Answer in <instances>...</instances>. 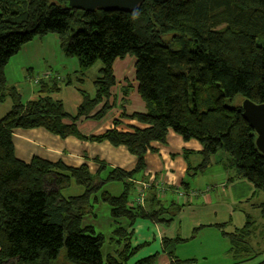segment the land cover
I'll use <instances>...</instances> for the list:
<instances>
[{
	"label": "trees",
	"instance_id": "trees-1",
	"mask_svg": "<svg viewBox=\"0 0 264 264\" xmlns=\"http://www.w3.org/2000/svg\"><path fill=\"white\" fill-rule=\"evenodd\" d=\"M47 35L58 38L64 56L78 62L80 74L100 63L94 95L78 89L82 102L75 116L47 96L59 92L60 80L38 82L45 96L23 104L5 79L10 59ZM127 57L134 60L135 92L146 112L128 114L122 109L110 129L81 136L79 119L99 121L113 108L111 91L117 81L112 67ZM64 84L72 86V78ZM236 98L264 104V0H144L130 12H83L68 8L67 0H0V104H10L0 119V264H126L133 252L126 231L134 222L173 216L179 210L154 198L144 208H130L134 185L123 182L144 167L150 144L164 143L169 131L202 147L200 164L187 168L189 180L222 152L234 176L264 196V156L255 147V134L240 105H233ZM123 120L135 125L119 131ZM33 129L61 139L124 147L135 157V169L108 171L101 182L104 167L92 175L86 166L70 168L39 158L23 163L15 158L12 132ZM108 182H123L122 193L112 197L101 191ZM71 185L82 194L64 198L61 192ZM188 186L181 184L185 192ZM99 203L108 206L118 226L112 235L119 248L104 258L105 238L83 224ZM255 208L258 226L247 217L241 229L226 237L227 253L235 261L254 257L255 242L257 251L258 241L264 245V201ZM160 223L166 226L169 221ZM170 243L164 242L166 248ZM167 256L168 264L181 262L172 250ZM156 263L157 257L151 256L135 264Z\"/></svg>",
	"mask_w": 264,
	"mask_h": 264
},
{
	"label": "crops",
	"instance_id": "crops-1",
	"mask_svg": "<svg viewBox=\"0 0 264 264\" xmlns=\"http://www.w3.org/2000/svg\"><path fill=\"white\" fill-rule=\"evenodd\" d=\"M126 59L115 61L112 67L117 81L111 91L114 98L113 108L99 121L79 119L76 127L81 136H95L110 129L112 121L119 118L122 109L128 114L146 112L145 105L135 92L134 60L131 58L124 62ZM99 69L100 66L95 68L97 75L89 72L91 68L80 74L78 62L64 56L58 38L55 35H47L35 38L24 45L6 65L4 75L8 85L16 90L23 104L45 96L39 93L38 82L54 78L60 80L59 92L47 96L53 101H59L66 114L75 116L82 102L78 89L93 96V82L98 77ZM68 77L73 80L72 86L64 84ZM86 86L89 87L88 91L84 89ZM101 106L102 104L98 105L90 116ZM9 110V102L0 104V119ZM130 125L135 123L123 120L118 130L126 131ZM12 143L15 158L23 163L39 158L50 163L59 162L70 168L86 166L92 175L96 174L100 167H104L105 172L99 178L101 182L106 179L108 171L130 173L136 166L135 157L124 147L115 148L107 142L92 143L75 137L61 139L42 129L14 130ZM149 147L143 156L144 167L131 177L123 179V182L134 185L129 193V195L133 193V196L130 199L128 196L127 206L139 207L135 204L138 185L147 184L149 188L144 193V207L146 201L150 204L154 198L165 207L174 205L179 207V210L173 216L165 213L157 220L150 218L137 220L131 229L126 231V234H130L128 241L130 251L133 250L129 259H135L132 264L151 256L157 257L156 264L159 262L168 264L169 250H172L173 255L179 260L175 254L176 246L194 240L200 234L204 236L203 233L206 232L213 233L215 240L227 241L226 237L241 229L246 218L251 219V215L257 213L255 207L264 201L262 193L256 192L247 181L234 176L228 167L226 156L218 153L210 159L208 167L197 172L189 180L187 168L194 169L201 161L202 147L194 140L184 141L169 131L164 143L153 142ZM123 182H116L121 185V193ZM183 182L189 185L186 192L181 188ZM105 184L107 183H103V186ZM157 188L162 191L159 192ZM102 189L101 191H105ZM160 221H169V224L165 226ZM113 223L115 224L114 221ZM110 240L113 241L112 238ZM174 240L178 241L173 242ZM167 241L172 243L166 248L164 242ZM114 242L117 244V250L119 243L116 240ZM228 249L229 247L223 253L228 255ZM184 261L190 263L196 259L189 258Z\"/></svg>",
	"mask_w": 264,
	"mask_h": 264
},
{
	"label": "rangeland",
	"instance_id": "rangeland-1",
	"mask_svg": "<svg viewBox=\"0 0 264 264\" xmlns=\"http://www.w3.org/2000/svg\"><path fill=\"white\" fill-rule=\"evenodd\" d=\"M129 59L131 58L127 57L124 62H128L127 60ZM99 66V62L95 63L91 67V70L89 72L92 75H97L95 68H98ZM84 89L88 91L89 87L86 86V88ZM240 104L241 102L238 98H236L233 102V105ZM218 154H221L223 157L225 156L222 152H219ZM121 189V185L114 182L105 184L102 190L109 192L113 196H118L121 193ZM82 192L83 190L81 188H78L75 185H71L70 188L62 191L61 194L64 198H67L72 196H79L82 194ZM132 196L133 193L129 195V199ZM261 196L263 195L261 194ZM251 220L253 221L254 226H258V224L260 223L258 212L251 215ZM84 222H86V225H91L97 234H101L105 238V244L103 245V248L101 250L102 257L104 258L107 254H113V251L117 248V244L114 242L115 239L113 238V236H111V233L118 226L111 220L108 206L103 203L97 204L96 206H94L93 215L87 216L84 219ZM99 224L103 226H100ZM203 234L204 236L200 234L196 239L176 246L177 249L175 254L181 261L179 264H260L264 261V253H261L264 247L262 241H258V246L259 249L261 248V251H257V242H255V244H253L255 256L250 258L249 260L241 262L235 261L227 254L223 253L229 247L227 241L219 239V241L217 239L215 240V237L212 235L213 233L206 232ZM111 238L113 239V241L110 240ZM187 256L191 259L195 258L196 261L190 263L184 261L185 259H189L187 258ZM133 262H135V259L130 258L128 261H126V264H132ZM158 264L163 263L159 262Z\"/></svg>",
	"mask_w": 264,
	"mask_h": 264
},
{
	"label": "water",
	"instance_id": "water-1",
	"mask_svg": "<svg viewBox=\"0 0 264 264\" xmlns=\"http://www.w3.org/2000/svg\"><path fill=\"white\" fill-rule=\"evenodd\" d=\"M144 0H67V7L83 12L103 10L106 12H130L136 10ZM163 3L166 0H155ZM243 119L255 134L254 144L264 156V104H254L249 100L241 101Z\"/></svg>",
	"mask_w": 264,
	"mask_h": 264
},
{
	"label": "built area",
	"instance_id": "built-area-1",
	"mask_svg": "<svg viewBox=\"0 0 264 264\" xmlns=\"http://www.w3.org/2000/svg\"><path fill=\"white\" fill-rule=\"evenodd\" d=\"M139 188L137 189V198L135 199V204L141 208L144 207V193L149 188L147 184H139ZM159 192L162 190L157 188Z\"/></svg>",
	"mask_w": 264,
	"mask_h": 264
},
{
	"label": "clouds",
	"instance_id": "clouds-1",
	"mask_svg": "<svg viewBox=\"0 0 264 264\" xmlns=\"http://www.w3.org/2000/svg\"><path fill=\"white\" fill-rule=\"evenodd\" d=\"M136 15H138V14L134 13V14H133V18H135Z\"/></svg>",
	"mask_w": 264,
	"mask_h": 264
}]
</instances>
